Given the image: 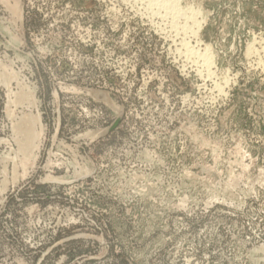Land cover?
<instances>
[{
  "label": "rangeland",
  "instance_id": "374dc122",
  "mask_svg": "<svg viewBox=\"0 0 264 264\" xmlns=\"http://www.w3.org/2000/svg\"><path fill=\"white\" fill-rule=\"evenodd\" d=\"M149 1L0 0V264H264V0Z\"/></svg>",
  "mask_w": 264,
  "mask_h": 264
},
{
  "label": "bare ground",
  "instance_id": "6f19581e",
  "mask_svg": "<svg viewBox=\"0 0 264 264\" xmlns=\"http://www.w3.org/2000/svg\"><path fill=\"white\" fill-rule=\"evenodd\" d=\"M124 1V0H123ZM143 1V0H142ZM145 1V0H144ZM149 1V0H148ZM156 1V0H155ZM147 2V1H146ZM151 2H154V0L153 1H151ZM150 1H149V3H150V5H152V3H151ZM161 2L162 3H160L161 4V6H162V4H163V6L165 7H168L167 9H168V11L170 10V12L171 11H176V9H174V8H177V7H179L180 8V4H181V0H161ZM157 3V2H156ZM156 3H155V5H156ZM154 4V3H153ZM159 4V5H160ZM148 5V4H147ZM149 5V6H150ZM154 5V6H155ZM154 6L152 7V6H150V7H152V8H154ZM158 6V5H157ZM162 6V7H163ZM175 6H177V7H175ZM149 7V9H151ZM159 7V6H158ZM158 7H156L155 6V9H156V12H157V14H158ZM160 8V10H165L166 8H164V9H162L161 7H159ZM179 8H177V9H179ZM158 9V10H157ZM167 9H166V11H167ZM172 9V10H171ZM159 10V11H160ZM180 10V9H179ZM153 12H154V10H152ZM152 11H149V12H151L152 13ZM166 11H164V12H166ZM177 13H178V11H176ZM148 12H146V14H147ZM150 13V14H151ZM160 13V12H159ZM167 13H169V12H167ZM175 13V12H174ZM173 12H172V14H174ZM154 14V13H153ZM181 16H180V15ZM179 16L182 18V19H184L185 17L187 18V19H189L188 17H191V19H192V27H186V28H188V30L191 32V34L194 36H196V35H198L199 34V32H201L202 31V28H203V24H204V18H203V14H202V11L200 10V9H197V8H195V7H188V9H182L181 8V10H180V12H179ZM169 15V14H168ZM156 16V15H155ZM159 17H162L160 14L158 15ZM170 16V15H169ZM172 16V15H171ZM170 16V17H171ZM175 16H177V14L175 15ZM200 16L202 17L200 20L198 19V18H200ZM166 17V16H165ZM174 17V16H173ZM172 17V18H173ZM180 17H179V19H180ZM164 18V17H163ZM175 19V18H174ZM174 19H172V20H174ZM186 20V19H185ZM166 22V21H165ZM174 24H175V21L173 22ZM177 23V22H176ZM190 26V25H189ZM171 27H173L174 28V25H171ZM176 27V26H175ZM177 28H180L181 29V27L180 26H178ZM172 29V28H171ZM176 29V28H175ZM179 29V30H180ZM184 29H185V27H184ZM187 30V29H186ZM169 31H170V29H169ZM176 31H178V29H176ZM184 31V30H183ZM188 32V31H187ZM190 34V33H189ZM172 37V36H171ZM185 40V39H184ZM197 41V40H196ZM252 43V42H251ZM200 50V49H199ZM201 52V51H200ZM215 57V56H214ZM194 59V58H193ZM197 59V58H196ZM191 60V59H190ZM199 70V69H198ZM206 70V69H205ZM199 72V71H198ZM212 73V72H211ZM214 73V72H213ZM212 73V74H213ZM212 77V76H211Z\"/></svg>",
  "mask_w": 264,
  "mask_h": 264
},
{
  "label": "water",
  "instance_id": "95a60500",
  "mask_svg": "<svg viewBox=\"0 0 264 264\" xmlns=\"http://www.w3.org/2000/svg\"><path fill=\"white\" fill-rule=\"evenodd\" d=\"M21 17L23 19V10L21 9ZM9 79V78H7ZM89 95L97 102L99 103H103L105 105H107L110 109H112L113 111H115L117 113V117H116V120L113 122V124L107 128L106 130H104V134H109L113 131H115L118 126L120 125V123L122 122L123 120V117H124V109H118L116 108L110 98H109V95L106 93V92H103V91H91L89 92ZM36 108V107H35ZM36 112H37V118H38V121H39V126L42 128V122H41V117L38 113V109L36 108ZM58 118H59V122H61V113L60 111L58 112ZM202 169V172L203 173H208V170L206 168H201ZM89 176V174H88ZM86 176V177H88Z\"/></svg>",
  "mask_w": 264,
  "mask_h": 264
}]
</instances>
